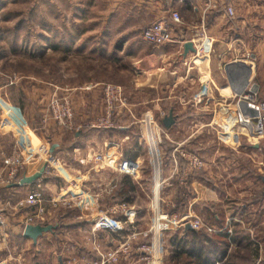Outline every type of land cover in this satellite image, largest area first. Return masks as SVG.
<instances>
[{"label": "crops", "instance_id": "0c3cea01", "mask_svg": "<svg viewBox=\"0 0 264 264\" xmlns=\"http://www.w3.org/2000/svg\"><path fill=\"white\" fill-rule=\"evenodd\" d=\"M225 1L235 7L236 15L233 19L227 17L221 6L206 9L202 0H95L96 9L90 12H74L75 20L72 14L67 12L49 15L48 30L51 36L48 37V43H33L32 46L38 49L47 45L48 58L60 56V61L56 62L57 66L53 62L52 66L46 64V68H57L58 76L54 70H48L47 77L34 71L22 70L16 73L18 77L14 83L8 85L9 79L6 80L5 75L0 74V155L2 152L9 153L17 143L25 148L27 155L36 154L39 148L47 147V152L43 153L39 162L31 165L27 173L24 171L22 177L36 173L49 161L53 168H61V172L63 171L61 175H45L43 192L49 197L66 194L90 196L105 186H113L108 197L102 202L103 208L118 202L127 203L133 211L131 219L135 222L134 225L138 229H146L150 219L152 194L149 166L147 165L146 173L142 170L138 178L120 174L114 169L115 164L122 158H135L139 161L146 158L140 135L134 134L137 127V130L140 129V122L135 116L136 105L127 99V104L118 108L114 117L117 127L114 129L92 128L87 114L90 115L94 109V95L77 92L78 88L67 85L68 87L63 86L60 89L69 93L74 111L76 109V129L73 131L61 128L52 120L43 122L52 94L50 92H53L58 84L74 81L68 77L71 71L67 70L73 66V56L85 61L104 58L109 67L113 63L120 67L122 61L127 60V68L131 71L128 76L138 75L143 78V83H137V87L151 89L153 95L149 98H154L155 95V100L161 101L153 104L152 100L151 107H146V111L159 120L162 131L166 133V144H163V178L169 180V185L163 198L168 210L182 216L187 211L193 213L194 209L199 210L207 206L213 216L221 206L217 192L201 185L198 178L204 177L198 176L197 170L192 171L187 159L179 153L180 150H186L200 155L199 150L192 146L193 136H189L191 141L187 137L179 141L173 140L172 137L180 131L188 130L189 121L202 119V113L197 110L200 107H209L210 103L215 111L212 123L209 124L221 135L219 121L222 120L227 107L232 106L236 94L225 72L229 63L241 60L252 66L250 79L253 81L263 72L264 0ZM54 2L55 0L52 4ZM170 10H178L183 17L181 24H175L177 41L161 46L144 42L141 38L142 30L156 20L170 22ZM50 18L54 22H51ZM61 24L63 28L59 27ZM77 24H80L79 27ZM22 31L20 28L16 35ZM59 35L64 37L59 38ZM71 35H74V41L70 38ZM187 41L193 42L195 52L185 53L184 44ZM206 41L209 43L208 50ZM22 47L23 44L20 43L15 58L36 62V55L26 54L21 51ZM11 57L0 53L2 62L10 60ZM80 66L86 67L82 62ZM87 70L85 68L86 72ZM205 75L207 79L203 80ZM96 78L98 77L93 80V87H100L102 91L103 80ZM88 81L92 79L80 80L78 83ZM40 83L47 84L46 96L43 92L38 94L39 90L35 86ZM25 84L28 85L25 87ZM258 87L260 97L264 100V82ZM4 88L6 90H3ZM10 88L17 91L18 101L12 96L15 105L10 99ZM87 88L82 90H89ZM34 91L37 92L35 97L32 95ZM186 95L191 97V101L184 103L182 100ZM24 96H28L29 100L23 98ZM169 99L175 100L170 103ZM103 102L104 98L99 107L100 114L104 110ZM80 106H83L84 110L79 115V122L77 115ZM171 110L176 120L172 127L167 129L162 119ZM161 112H164L163 116ZM224 124L223 122L221 127H225ZM238 130L242 132L241 129ZM70 133L72 140L68 138ZM131 134L132 142L129 137ZM121 135L124 136L123 139L119 138ZM53 145L56 147L50 152ZM253 146L256 151L262 149L258 144ZM98 154L101 155L100 159L96 158ZM231 162L228 161L229 168ZM261 164L263 165V161ZM186 175L189 176L187 188L180 184V179ZM263 176L262 170L258 176L260 185L255 189V199L249 200L247 191L241 190L238 213H231L230 209L224 208L223 219L218 216L212 218L210 215L207 230L186 226L168 232L164 264H264ZM34 187L35 184L32 183L20 187L0 186V189L6 194L13 193L19 201L25 199ZM138 194L144 196L145 208L136 200ZM189 195L191 200L187 201ZM18 201L15 202L6 227L0 228V264H92L97 254L115 246L123 234L108 230L97 231L90 220H73V214H66L62 222L56 223L55 231L44 233L34 242L24 236L26 225L47 224L62 207L54 210L48 205V210L41 219L36 216L35 205L20 204ZM227 210L229 212H226ZM31 216L34 217L33 222H30ZM130 229L131 226L127 225L122 232H128ZM72 233L75 235L71 236ZM54 238L60 242V247L43 250L42 246L45 243L51 246ZM237 249L240 254H233Z\"/></svg>", "mask_w": 264, "mask_h": 264}, {"label": "built area", "instance_id": "2783aa9c", "mask_svg": "<svg viewBox=\"0 0 264 264\" xmlns=\"http://www.w3.org/2000/svg\"><path fill=\"white\" fill-rule=\"evenodd\" d=\"M206 9L221 6L229 19L236 15L235 7L225 0H202ZM171 21L156 20L142 30L141 38L152 46H161L177 41L175 36V24H181L183 17L178 10H170ZM14 79L9 84H13ZM104 98V110L100 116L89 122L92 128L114 129L117 124L114 117L120 106L127 104V98L123 88L117 84L104 83L102 85ZM233 104L224 111L223 121L227 129H241L242 132L258 142L264 141V100L260 97L259 87L252 80L239 94L233 97ZM201 101V100H200ZM234 113V120L227 117L228 111ZM252 110L254 112H251ZM164 115V112H161ZM54 121L61 128L75 130V111L69 93L59 91L52 93L47 104V115L44 122ZM140 122V138L147 150V158L150 159V175L152 194L150 197V220L146 229H138L131 219L132 209L127 203L118 202L103 208L102 202L108 197L113 186H105L97 193L90 196L61 195L47 196L45 187V175H61L58 168H53L47 161L45 173L42 178L34 182L35 187L24 202L37 207L36 216L41 219L48 210V205L56 207L62 205L73 210L77 208L78 214L74 220H90L95 230H108L112 233H123L115 246L107 248L97 254L92 264H164L167 252V233L175 228L186 227L190 224L193 229L204 226L203 221L193 214L177 216L168 210L167 203L163 198L164 191L169 185V180L163 178V165L165 152L163 140L166 133L162 130L159 120L149 111H145ZM47 147L39 148L36 154L27 155L25 148L17 143L9 152L0 155V186H8L19 182L22 174L33 164L39 162ZM179 153L187 159L192 171H199L204 167V162L197 154L180 150ZM97 159L101 155L96 156ZM114 169L120 174H126L132 178H138L142 172L141 162L135 158H122ZM189 176L180 179V184L187 188ZM107 187V188H106ZM30 222L34 217H29ZM8 223L6 209L0 208V228H5ZM127 225L131 226L128 232H122Z\"/></svg>", "mask_w": 264, "mask_h": 264}, {"label": "rangeland", "instance_id": "374dc122", "mask_svg": "<svg viewBox=\"0 0 264 264\" xmlns=\"http://www.w3.org/2000/svg\"><path fill=\"white\" fill-rule=\"evenodd\" d=\"M52 2L53 0H0V53H6L7 55H10V57L11 55H14V57H11L10 60L7 61L5 60L2 62L0 59V61L2 62L0 63V74L3 76L5 75L4 77L6 78V80L9 79L8 85H10L9 84L10 80L12 79L15 80L18 77L16 73L22 70L34 71L36 74L39 75L41 74L44 77H47L48 70L49 71L54 70L56 76H58L57 68H52V67L46 68L47 66L46 64L48 63L51 66L55 64V66H57L56 62H58V60L61 59L60 56L48 58L47 45L45 47L40 46V48L38 49L37 48L34 49L32 46L33 43H41L43 45L48 43L47 42L48 37L51 36L48 30L49 15H54L55 13L58 12L60 13L67 12V13H71L73 16L74 12L77 13L81 11L90 12L96 9L95 0H87L86 3H81L78 0H71V2L70 0H55L54 4H52ZM74 18L75 16H73V20H75ZM51 20H52L51 22H54L53 19ZM76 21H78V19ZM79 25L80 24H77V27H79ZM59 27L63 28V25L61 24L59 25ZM20 28L23 30L22 33L16 35L17 30H19ZM63 37H64L63 35H59V38H63ZM70 38L73 41L75 39L74 35H71ZM20 43L23 44L21 51H24L26 52V54L29 55L33 53L36 55L37 57L36 62H33L31 60L27 61L26 59L20 60L15 58L16 56L15 52L16 50H18L17 48ZM73 58H75V60L71 61L73 66L67 68V70L71 71L68 77H71L72 80L74 81L68 84H58V87L55 88V90H53V92L50 93H54L57 90L61 92L60 87L63 86L68 87L67 85L72 86V88H78L77 92H84V94L92 93L94 95L93 99L95 101L93 102L94 109L91 111L90 115L87 114L88 115L87 119L90 118L88 120L89 122L93 120L96 116L98 115L100 116L102 114V113L100 114L101 111L99 107H101L103 94L100 87H93L94 85L93 80H95V77H98L96 78L98 80L102 79L103 83H113L123 88L125 95L128 99V102L136 105L137 107V111L135 113L136 120H139L142 117V115L146 111V107H151L150 102H152V100H154L153 104L161 103L160 100H155L157 99L155 95L154 98H149L151 95H153L151 93L152 92L151 89H146V88L143 89L144 87H137V83L138 84L143 83L142 77H138V75H135L134 77L128 76L131 72L127 68V66H129V61L123 60L120 67H118L114 63L113 65H111V67H109L106 65L108 63H106V60L104 58H100L99 60L92 59L91 61L90 60L85 61L83 60V58H79L78 56H73ZM52 62L54 64H51ZM81 62L82 64L86 65L85 67L86 70L88 66H91L88 67L87 72L85 71V68H82L80 66ZM61 72L62 74H64L63 70H61ZM58 78L61 79L60 77ZM88 78H91L93 82L88 81L83 84L78 83V81ZM204 79H207L206 75L203 78V80ZM263 80H264V69L263 72H261V74L259 75V78L255 79L254 82L258 85L259 84L263 85L264 82ZM1 81L2 80L0 78V82ZM27 85L28 84H25V87ZM35 87L38 88L39 90L38 94L40 92H43V95L45 94L44 96L48 94L47 84L44 85L40 83L38 86ZM84 87H88L87 89L89 90H82V88ZM158 88L160 91H162L160 86ZM10 89H11L9 90L11 93L10 99L14 104L15 100L12 98V96L18 101L17 91L14 88H10ZM3 90H6V88H4ZM155 90L156 89H154V91ZM36 93L37 92L34 91L32 92V95L35 97ZM23 98L29 100L28 96L26 97L24 96ZM169 100L171 103L175 99H169ZM182 101H184V103L189 102L191 101V97L186 95V97H184V100ZM21 103H23V101ZM19 107L20 109H22L20 104ZM103 107H104V102H103ZM83 110H84L83 106H80L78 109L79 113L77 115V119L79 122H80L79 115L82 114L81 112H83ZM197 111H199V113H202L203 116L202 119L198 118L189 121L188 122L189 123L188 125H190L189 127L188 125H184L186 128L188 127L189 129L183 132L180 131L176 133L174 137H172V139L179 141L187 137L189 141H191V138H189V136H193L192 146H195V148L199 150L198 153H200V155L198 154L197 155L204 162V167L197 172L198 176H202L204 178H198V180L200 181L201 185L207 186L210 189L213 188V190H215L217 192V195L219 196L218 202H221L220 204L221 206L214 212L213 216L211 210H209L207 206H204L202 209L199 210L194 209L193 213L189 211L186 212V214L191 213L194 216L199 217L203 221L204 226H202L198 230H207V226H208L207 224L211 220L210 215L212 218H216L218 216L220 219H223L225 216L224 208L230 209L231 213H233L234 211H237V213L239 212L241 190L247 191V197L249 200L256 198L255 189L257 188V186L260 185V179L258 178V176L262 170L264 171V141L258 142L257 140L252 139L249 136L243 135V133L240 132L238 129L231 130L230 128L227 129L226 127H221L222 123L225 122L223 121V118L222 120L219 121L220 124H218V128H220V130L219 129L218 130L221 131L220 133L221 135H219L215 130L212 129L213 127H211L209 124L212 123L213 112L215 111L213 107H211V103L209 107H200L199 110ZM157 112L158 111H154V113ZM46 115L43 118V122ZM220 115L222 117V114ZM37 117L38 116H35V118ZM217 119H219V117H217ZM137 128L135 129L134 134L140 135L141 134L140 129L137 130ZM81 129L83 130L84 127H82ZM122 135L119 136V138L123 139L124 136ZM71 136L72 134L70 133L68 138L72 140ZM129 137L131 140L132 134ZM140 141H141L140 143L143 144L141 139ZM253 144L260 145L262 149L256 151ZM143 146L145 145L143 144ZM146 153L147 150L145 147V154H144L145 156H147ZM230 160L232 161L231 168H229L228 166V161ZM261 161H263V165L261 164ZM140 162H141L142 170H144V173H146L147 165L149 166V171L151 172L150 169L151 163L149 158L147 157L142 158ZM59 169L60 171L62 170L61 168ZM30 193L28 194V196L30 195ZM28 196L25 199H27ZM17 198L18 197L14 196L13 193L6 194L4 190L0 189V208L6 209V213H8L7 214L8 219L11 218L10 215L12 214L13 207L18 201ZM25 199L23 198L18 202L19 203L24 202ZM144 199L145 198L142 194H138L136 198V200H139L138 203H140L141 207L143 208H145ZM189 200H191L190 195L187 198V201ZM184 201H186L185 197H184ZM204 202L206 203V201ZM222 203H224L226 207H224ZM52 208L54 210L58 208L60 209L54 213V217H52L51 222L47 224L56 225V223H60L63 221L62 218L66 214H70L71 216L73 214L74 216L79 213L77 208L70 210L68 208L63 207L60 204L57 205L56 207L52 206ZM226 212H229V210H227ZM173 214L176 215L177 213L175 214V212H173ZM147 217L149 219V216ZM71 219L74 220V218ZM56 228H54L53 231H55ZM72 235H75V233L74 234L72 233L71 236ZM50 245L51 246L45 243L42 246L43 250H53L56 248L58 249L61 244L60 242H57V240H55L54 238L52 243H50ZM233 254H240V251L237 249Z\"/></svg>", "mask_w": 264, "mask_h": 264}, {"label": "water", "instance_id": "95a60500", "mask_svg": "<svg viewBox=\"0 0 264 264\" xmlns=\"http://www.w3.org/2000/svg\"><path fill=\"white\" fill-rule=\"evenodd\" d=\"M184 51L185 53L195 52L196 49L192 41H187L184 44ZM252 66L248 65L244 61H234L229 63L225 67V72L230 81L234 91L239 94L243 91L246 85L249 83L250 76L252 74ZM236 86V87H235ZM254 112L252 110H249ZM227 117L229 120H234V113L230 110L227 113ZM176 117L171 110L164 118L162 119V123L165 128L169 129L175 123ZM56 145H53L50 149V152H53ZM47 163L45 162L43 166L38 170L36 173L30 176L22 177L19 182L13 183L9 185V187H20L26 184H32L36 182L38 179L42 178L45 170H46ZM262 182L264 183V176L261 178ZM188 228H191L190 224H187ZM56 228V225L52 224H27L24 229V236L31 238L34 242H37L38 238L41 237L44 233L53 231Z\"/></svg>", "mask_w": 264, "mask_h": 264}, {"label": "bare ground", "instance_id": "6f19581e", "mask_svg": "<svg viewBox=\"0 0 264 264\" xmlns=\"http://www.w3.org/2000/svg\"><path fill=\"white\" fill-rule=\"evenodd\" d=\"M205 45H206V49L208 50L209 49V43L206 41L205 42ZM206 60V59H205ZM205 63H206V61H205ZM206 90H207V88H206ZM223 92V91H222ZM231 103V102H230Z\"/></svg>", "mask_w": 264, "mask_h": 264}, {"label": "trees", "instance_id": "16d2710c", "mask_svg": "<svg viewBox=\"0 0 264 264\" xmlns=\"http://www.w3.org/2000/svg\"><path fill=\"white\" fill-rule=\"evenodd\" d=\"M162 125V124H161ZM163 144H166V141L165 140H163ZM170 149V148H169Z\"/></svg>", "mask_w": 264, "mask_h": 264}]
</instances>
